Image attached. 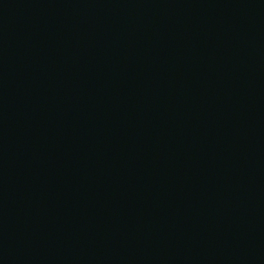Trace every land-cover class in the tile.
I'll return each mask as SVG.
<instances>
[{
  "label": "water",
  "instance_id": "obj_1",
  "mask_svg": "<svg viewBox=\"0 0 264 264\" xmlns=\"http://www.w3.org/2000/svg\"><path fill=\"white\" fill-rule=\"evenodd\" d=\"M0 264H264V0H0Z\"/></svg>",
  "mask_w": 264,
  "mask_h": 264
}]
</instances>
